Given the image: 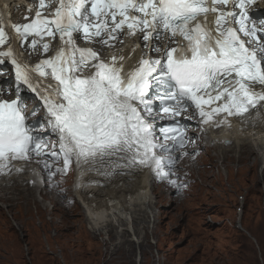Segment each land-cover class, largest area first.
Segmentation results:
<instances>
[{
  "label": "snow or ice",
  "instance_id": "6c2138e0",
  "mask_svg": "<svg viewBox=\"0 0 264 264\" xmlns=\"http://www.w3.org/2000/svg\"><path fill=\"white\" fill-rule=\"evenodd\" d=\"M257 2L264 0H38L23 24L0 5V66L14 72L0 84L15 91V99H0V173L35 156L50 176L75 163L81 171L99 166L105 177L152 168L163 179L178 157L160 153L186 147L181 117L189 108L205 125L264 122V18L257 23L249 12ZM121 32L141 35L149 52L136 45L105 60L77 43L79 36L111 47ZM22 49L46 58L22 62ZM24 91L38 101L32 115L44 110L39 125L27 122ZM43 125L54 143L35 131Z\"/></svg>",
  "mask_w": 264,
  "mask_h": 264
},
{
  "label": "rangeland",
  "instance_id": "374dc122",
  "mask_svg": "<svg viewBox=\"0 0 264 264\" xmlns=\"http://www.w3.org/2000/svg\"><path fill=\"white\" fill-rule=\"evenodd\" d=\"M215 151L206 153L203 149L198 159L191 160L196 169L187 156L181 162L177 160L183 164L179 169L189 172L183 174L184 178L171 174V178H179L181 187L176 189L165 191L164 184L156 182L155 220L152 216V224L142 227L144 233L136 230L142 240L140 249L123 231L124 243L115 246L106 264H264V167L259 168L260 159L250 145L244 147L239 160L234 151L227 150L219 161ZM59 164L63 166L62 161ZM217 164L227 169L214 167ZM73 176L74 166L65 174L49 175L52 185L47 186V192L54 189L55 182L59 191L55 188L57 195L51 190L55 197L44 207L42 202L37 207L34 201L25 205L18 199L7 202L8 208H4L0 200V264H28L23 250L26 253L29 244L23 246L24 240L30 243L33 264H102L103 234L94 237L96 233L89 229L82 206L74 202ZM160 188L161 194L165 192L163 198L159 197ZM31 194L33 198V191ZM54 226L56 239L51 236ZM45 236L54 239L56 249L52 246L51 251ZM113 236L109 235L113 241L119 239Z\"/></svg>",
  "mask_w": 264,
  "mask_h": 264
},
{
  "label": "bare ground",
  "instance_id": "6f19581e",
  "mask_svg": "<svg viewBox=\"0 0 264 264\" xmlns=\"http://www.w3.org/2000/svg\"><path fill=\"white\" fill-rule=\"evenodd\" d=\"M258 8H260V6L249 7L251 11L257 10ZM260 12L264 13V10H260ZM26 16L29 17L30 12L26 11L25 9H20L16 17V20L25 19ZM261 38L264 39V36H262ZM243 39L246 41L248 40V38L244 36ZM120 40L121 37L120 38L118 37L117 40L113 42L114 46L111 47L104 46L99 42L92 43V46L94 49L100 52L101 57L107 60L112 55H121V54L126 55L125 47H128L134 42H137V40H135L134 42L131 41L132 43L129 45L127 44V42L120 43ZM162 40L163 43L167 42L166 37L162 38ZM139 42L141 43L142 46H144L141 35ZM111 48L113 49L110 50ZM151 55L153 54L151 53ZM46 56H50V53L48 52ZM25 58L30 60L32 63H37L39 59L46 57H41L39 54L29 55L28 51L26 50ZM13 76H14V72H4L3 75L0 76V81H4L5 78H7V80H11ZM0 93H2L0 94V98H7L9 100L15 99L14 87L11 84L8 85L7 87H5L3 84H0ZM21 95L24 98H29V100L31 101L28 102V104L26 102L29 100L24 101L26 105L25 113L27 115L36 107L38 101L30 98L32 94L29 91H24L21 93ZM194 116L196 115L193 113V110L191 108H189L185 113H182L181 123L184 124L185 126L195 127L194 129H189V131L187 132L188 143L186 147L182 150L175 151L172 153H160L161 155L166 156L171 154L175 157H178L177 160H179L180 162L183 160L184 157L187 156L186 160L190 163L193 169H196L197 166L195 162L193 163L191 160L198 159V157L202 155L203 149L206 150V153H208V151H210L211 149H216V151L219 154L218 157L219 161L225 158V152H227V150H232L234 151L233 154L235 158L239 160L243 156L242 153L244 152V147L245 146L248 147L250 145L252 146V152L257 153L255 157L257 159H260L259 168L261 169L264 167V122H260L257 118L254 117L253 123L251 124L254 127L250 129L249 128L250 125L248 124H243L241 126H238L236 123H234L229 119L230 126L229 124H223L219 126V128H216V126H214V122H211L210 124L212 126L210 127L205 126V129L202 130L200 126L201 124L200 120L198 118H194ZM41 117H44L45 120L47 119L44 110L42 108L33 117L28 119L27 122L30 125H32L34 122L36 124L40 123ZM184 117H190V118L185 119ZM156 123L161 124L163 123V121H157ZM35 131L41 133L44 136H50L49 139L53 143L56 141L55 135L50 133L46 125H43V129L36 127ZM205 137H207L208 139H206ZM226 138L232 139L233 140L232 143L226 144L224 142ZM182 152H187L188 154L182 155L181 154ZM40 159L42 158L35 156L32 157V160L36 164H39L38 166L39 168L37 167L35 168L34 166L32 168H27V167L20 168L21 165L17 161H13L11 164V171L0 173V200L3 201L2 207L8 208L7 202H10L11 204L12 203L11 201H16L18 199H22L23 200L22 202L25 205H29L34 201V204H36L37 207L39 204L38 202L40 203L42 202L43 204L42 206L44 207L45 205H48L47 204L48 199L50 198L52 199L55 197V195L51 191L49 193L48 192L44 193L42 190L40 192V195L42 197H38V195H36L38 193L37 187L40 186L39 181L41 179H45V172H46V170L38 162ZM177 160L175 163L176 168L174 166L170 169V171L173 175H177L178 177L184 178L183 174L188 173L189 171L185 169L181 171L179 169V166H183V164L182 163L180 164V162L177 163ZM58 166L62 167L60 164ZM72 166H74V176H73L74 178L72 184L74 199L82 206V209L84 210V214H86V217L89 220L88 222L89 229L92 232L96 233L94 237H96L97 239L98 237L97 234H101V233L103 234L100 237V241L103 243L102 248L104 250L102 256L103 257L102 264H106V262L110 260L111 255H113V250L115 249V246L119 247L124 243L125 240L121 239V237L125 236L124 234H122L123 231H127L128 234L130 235V237L127 240L134 242L135 247L140 249L139 244L142 242V240L136 234V230L138 231L141 229V231H143L144 233L142 227L152 224L153 220H155L156 200L153 194V188L158 185L156 184V182L161 181V183L164 184L163 188L165 189V191H168L169 189H176V186L169 183V180H176L177 183H179V181L177 180L179 178L177 179L171 178V175L168 178H163V179L160 178L159 176L156 175V173L152 168L133 169L125 174L105 177L101 175L99 166H97L94 169L85 166L83 171H81V169L78 168L75 165V163H73ZM214 167L220 168L222 170L227 169V166L223 167V164L222 165L217 164ZM17 169H22V171H18ZM40 171H42V175ZM118 178L121 180L119 181L121 186L118 189L116 190L110 189L106 191L104 195L100 193L102 192L101 186L103 182L111 184L113 181H116V179ZM129 179H131L132 181H129ZM20 186H22L23 188H21ZM35 189L37 193L35 192ZM161 189L162 188L158 190V193H159V197L163 198L165 192L161 194L160 192ZM25 190L28 192L25 193ZM31 191H33V196H32L33 198L30 197V195H32ZM19 192H23V193L20 194ZM88 194H92V197L89 198L87 196ZM105 195L110 196L111 199L109 200L106 199V201L102 205L97 204L95 202L97 197H101ZM94 196L96 197L93 198ZM116 196H118L117 197L119 199L118 201L114 199ZM116 202H118V204ZM152 216H153V220H152ZM17 225L19 226V224ZM153 227L154 225H152V228ZM147 228L148 231L151 229V228L149 229V227ZM147 228L145 230H147ZM51 234H52L51 235L52 238L54 237L56 239L55 237L56 232L54 231ZM109 235H114L113 236L114 238L119 236V239L117 241H113V239L109 237ZM45 237L47 238L51 246V251H53L52 246L55 247L56 249L57 246L54 245L55 244L54 239H51L52 241H50L47 236ZM44 246H45V240H44ZM27 250H26V256L29 259V261H31L30 258L31 253L29 251V247L27 248ZM139 254L137 253V255ZM139 256H141V254Z\"/></svg>",
  "mask_w": 264,
  "mask_h": 264
},
{
  "label": "clouds",
  "instance_id": "9594fccd",
  "mask_svg": "<svg viewBox=\"0 0 264 264\" xmlns=\"http://www.w3.org/2000/svg\"><path fill=\"white\" fill-rule=\"evenodd\" d=\"M26 242L29 244L30 253H31V255H30L31 261H29V259L27 258L26 253H25V249H24L23 252H24V255H25V259H26V261H28V264H33V255H32V252H31V246H30V243H29L27 240H24L23 246H24V244H25ZM63 255H64V254H63Z\"/></svg>",
  "mask_w": 264,
  "mask_h": 264
}]
</instances>
